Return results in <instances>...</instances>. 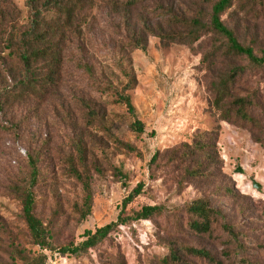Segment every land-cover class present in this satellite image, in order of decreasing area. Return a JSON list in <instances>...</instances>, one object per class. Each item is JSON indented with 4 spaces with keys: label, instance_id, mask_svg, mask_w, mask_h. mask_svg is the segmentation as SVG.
<instances>
[{
    "label": "rangeland",
    "instance_id": "rangeland-1",
    "mask_svg": "<svg viewBox=\"0 0 264 264\" xmlns=\"http://www.w3.org/2000/svg\"><path fill=\"white\" fill-rule=\"evenodd\" d=\"M11 1L18 9L25 10L26 0ZM201 1L161 0L139 6L130 13H119L99 1L90 4L83 15L85 22L80 24V38L64 54L61 87L43 102L31 100L17 104L1 116L0 122L7 131L0 135V264H11L13 241L32 249L20 204L6 189L10 181L26 176L27 155L35 149L41 153L44 172L36 192V213L52 229L58 245L79 244L88 232L116 222L120 214H134L145 206H163L175 211L202 198L211 200L231 225L239 227L245 235L250 260L264 264V146L254 141L248 129L222 120L213 105L211 74L202 62L212 45L210 37L192 46H167L159 38L149 37L146 52H129L124 45L129 37V28L124 27L127 18L130 26L140 29L142 21L154 25L161 21L160 3L191 16L200 5L209 10L210 4ZM242 4L237 2L224 20L243 39L254 40L258 47H264V12L246 14ZM255 9H260L259 4ZM122 64L137 78L130 96L145 124V134L138 136L130 131L123 109L107 106L108 122L114 133L135 146L140 155L118 151L113 145L102 155L100 150L107 141L104 133L82 126L85 113L77 98L90 96V82L79 66L92 67L99 78L120 81ZM223 70V64L219 63L214 74ZM261 82L264 72L253 80L255 84ZM207 135L216 139L222 169L216 179L194 182L171 166L169 158L176 148ZM79 140L97 157L89 155L94 201L91 215L82 223L74 211L76 205L82 204L81 187L70 179L67 164ZM156 154L158 160L153 163ZM93 161H99L101 174L94 170ZM115 167L127 175V180L116 174ZM239 169L241 173H237ZM254 180L261 185L259 189L254 188ZM139 185H143L141 194L123 210V202ZM228 189L235 196L228 194ZM169 214L120 226L103 245L81 259L45 251L49 264H148L167 254L174 243L205 247L217 255L222 253L220 241L192 235L184 224L176 225L175 218H169ZM216 236H220L219 230ZM33 250L38 252L39 248Z\"/></svg>",
    "mask_w": 264,
    "mask_h": 264
},
{
    "label": "trees",
    "instance_id": "trees-1",
    "mask_svg": "<svg viewBox=\"0 0 264 264\" xmlns=\"http://www.w3.org/2000/svg\"><path fill=\"white\" fill-rule=\"evenodd\" d=\"M98 1L119 13H130L139 6L161 0H26L25 10L18 9L11 0H0V119L15 105L31 100L43 102L61 87L66 49L80 38V24L85 22L83 15L86 8ZM206 1L210 4L209 10L200 5L191 16L160 3L158 10L161 21L155 25L142 21L140 29L130 26V18H127L124 27L129 28V37L124 40V45L129 52H146L149 37L159 38L167 46H192L204 37H210L212 45L203 55L202 62L211 74L213 105L222 120L248 129L254 141L264 146V82L253 83L254 78L264 72V47H258L254 40L248 42L243 39L238 30L224 20L237 2L243 3L241 8L246 9V14L259 15L264 12V0L201 2L205 4ZM257 4L259 10L255 9ZM219 63L223 64L224 70L215 75ZM79 68L88 75L90 82V96L77 98L85 113L82 126L104 133V140L107 138V141L103 143L105 148L100 150L101 154H105L109 145H113L118 151L140 155L135 146L114 133V127L108 122L107 106L118 107L125 111L130 131L138 136L145 134V124L140 120L130 96L138 83L133 71L122 64L119 66L121 80L112 81L97 77L94 69L88 65H80ZM3 124L0 122V135L7 131ZM10 127L13 128V125ZM215 140L207 135L192 144L176 148L169 158L170 165L194 182L216 179L222 163ZM90 154L97 158L79 140L75 144V154L70 156L67 163L70 179L81 187L82 204L76 205L74 210L80 223L91 215L94 201ZM158 156L154 155L153 163L157 162ZM27 160L26 176L10 181L6 191L20 204L21 218L32 249L27 250L13 241L11 264H49L45 251H58L61 256L81 259L103 245L120 226L155 220L167 213H170L169 218H175L176 225L184 224L192 235L220 241L223 251L217 255L205 247L174 243L169 246L167 254L148 264H255L248 256L245 235L239 227L231 225L224 212L215 208L211 200L202 198L188 202L175 211L163 206H145L134 214H120L116 222L88 232L81 243L58 245L52 229L36 213L37 187L44 178L40 151L35 149L29 152ZM98 162L93 161L92 165L96 173L101 174ZM114 170L123 181L127 180V175L120 168L115 167ZM142 189L143 185H139L125 199L123 210L141 194ZM227 192L235 196L233 190L228 189ZM217 230L220 236L215 237ZM33 248H39V251L34 252Z\"/></svg>",
    "mask_w": 264,
    "mask_h": 264
},
{
    "label": "water",
    "instance_id": "water-1",
    "mask_svg": "<svg viewBox=\"0 0 264 264\" xmlns=\"http://www.w3.org/2000/svg\"><path fill=\"white\" fill-rule=\"evenodd\" d=\"M242 171L239 169L238 171H237V173H241ZM253 184H254V188L255 189H259L260 187H261V185L260 184H258L255 180L253 181Z\"/></svg>",
    "mask_w": 264,
    "mask_h": 264
}]
</instances>
